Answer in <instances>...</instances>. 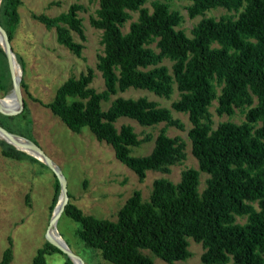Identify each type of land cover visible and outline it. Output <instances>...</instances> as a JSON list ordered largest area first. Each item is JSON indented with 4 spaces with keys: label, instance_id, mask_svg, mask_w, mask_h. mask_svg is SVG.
Returning <instances> with one entry per match:
<instances>
[{
    "label": "trees",
    "instance_id": "1",
    "mask_svg": "<svg viewBox=\"0 0 264 264\" xmlns=\"http://www.w3.org/2000/svg\"><path fill=\"white\" fill-rule=\"evenodd\" d=\"M165 1H154L149 9L145 0H99L90 25L102 31L103 54L96 68L105 89L98 93L90 87L93 72L88 69L66 80L46 108L73 133L88 128L96 140L112 148L120 163L144 178L148 171L167 172L183 159V144L162 131L148 155L132 156L131 148L143 141L131 127L117 130L114 124L128 118L141 126L174 125L170 111L145 98H116L107 110L101 103L117 89L129 88L167 98L175 85L179 98L171 107L188 116V137L198 169L184 170L177 183L155 180L148 201L134 191L115 220L85 215L70 201L63 214L79 225L76 236L85 247L110 264H154L143 251L169 264L183 261L190 256L189 238L202 245V264H226L230 259L234 264H264V0H190V17L216 8L239 11L236 18H202L190 36L177 29L180 16ZM19 3H0V20H6V27L1 21L0 25L10 43L19 22ZM79 10L78 5H71L55 17H31L46 29H54L57 43L78 55L82 47L71 33L84 38ZM132 12L138 13L137 20L123 33ZM152 41L157 53L148 47ZM15 56L24 69L22 58ZM162 59L172 63L171 73L161 65ZM213 80L221 85L218 96ZM22 88L26 91L23 82ZM214 99L219 115L232 116L236 109L248 108L245 121L224 122L211 129L203 120ZM0 126L16 133L2 119ZM0 147L5 158L38 162L4 141ZM199 172L208 175L201 193L197 191ZM59 194L54 176L51 212ZM237 217H245L246 222L237 223ZM48 250L64 255L46 241L32 264H47ZM12 260L10 242L0 264ZM65 264H72L67 257Z\"/></svg>",
    "mask_w": 264,
    "mask_h": 264
},
{
    "label": "rangeland",
    "instance_id": "2",
    "mask_svg": "<svg viewBox=\"0 0 264 264\" xmlns=\"http://www.w3.org/2000/svg\"><path fill=\"white\" fill-rule=\"evenodd\" d=\"M19 1L17 8L19 22L10 44L14 53L18 54L24 63V69L18 63L21 71L23 109L13 116L0 114V119L16 132L14 134L21 133L23 137L33 141L59 166L67 184L68 201L76 205L85 215L115 220L118 210L134 191L140 192L142 199L148 201L155 180L165 179L177 183L184 170L198 169L188 137L191 128L188 116L176 112L171 107L179 98L175 85L167 98L145 90L129 88L125 91L117 89L108 101L101 103L102 109L107 110L116 98L133 100L145 98L156 103L160 108L170 111L174 125L160 123L154 126H141L128 118H120L114 124L117 130L122 126L131 127L143 141L140 146L131 148L132 156L148 155L154 147L156 137L162 131L168 137L182 143L183 159L171 165L167 172L148 171L144 178H139L115 158L109 145L96 140L88 128L73 133L55 117L46 108V104L53 100L56 90L69 78H78L80 74H85L91 69L93 78L90 87L98 93L105 89L101 73L96 68L98 57L103 54L102 31L90 25V18L96 16L99 8V0ZM154 1L162 0H145L144 6L151 9ZM165 3L171 11L179 14L180 23L177 29L187 36L191 35V30L202 18L216 20L221 16L236 18L239 13V11L216 8L206 11L203 15L190 17L188 13L190 0H167ZM71 5L80 7L78 18L82 23L84 38L81 39L76 33H71L74 42L82 47L78 55L57 43L54 29H46L31 17L32 14L55 17L66 12ZM130 15V20L122 28L123 33L128 32L130 24L137 20V12H132ZM0 21L6 27V20ZM2 25L0 26L3 28ZM155 45L156 42L152 41L148 47L157 53L158 49ZM171 64L168 59L161 61V65L168 67L170 73ZM22 82L26 85V91L22 88ZM0 84L3 85L0 86V99H4L12 93L13 84L7 58L1 46ZM212 84L214 93L218 96L221 85L216 80H213ZM217 107L218 102L214 99L203 120V123H208L211 129H216L224 122L240 124L245 121L248 108L236 109L232 116H228L219 115ZM1 110L7 112L4 108ZM41 164L39 161L33 163L28 160L15 161L5 158L1 154L0 147V260L11 242L13 249L11 264H32L36 252L45 248L46 232L52 214L50 206L54 196V176ZM207 178L208 175L199 172L197 187L199 193L205 189ZM27 195H29V205L26 203ZM236 222L243 224L246 218L237 217ZM78 228L79 225L64 214L58 218L54 226L57 235L67 244L71 252L82 259L83 264H110L104 261L98 252L85 247L76 236ZM187 250L190 254L189 258L170 264H202L200 258L204 250L201 244L189 238ZM47 253L50 254L45 256L47 264H65L66 255L49 250ZM143 253L149 256L154 264H169L148 251ZM226 264L234 263L230 259Z\"/></svg>",
    "mask_w": 264,
    "mask_h": 264
},
{
    "label": "water",
    "instance_id": "3",
    "mask_svg": "<svg viewBox=\"0 0 264 264\" xmlns=\"http://www.w3.org/2000/svg\"><path fill=\"white\" fill-rule=\"evenodd\" d=\"M0 46L7 58V62L9 65V70H10V76H11V80H12V84H13V89H12V93L6 97L11 98L13 96L15 103L11 104L10 101H7L6 106L8 107L7 112L6 111H2L1 109L2 107V102L0 99V114L4 115V116H13V115H17L21 112V110L23 109V101H22V97H21V86H20V81H21V71H20V65L17 62L15 53L11 47L10 41L8 39V35L6 33V31L0 26ZM17 63V64H16ZM15 65H17V69H18V73H19V78L17 81V78L15 77L16 75V71H15ZM5 99V98H4ZM3 99V100H4ZM5 101V100H4ZM15 139H19L24 141V144L21 146H18L13 140ZM0 140L4 141L6 144L14 147L16 150H19L21 152H25V148H30L32 149V154L26 153L28 155H30L31 157H33L34 159H36L37 161H39L40 163H42L44 166H46L52 173L53 175L56 177L58 184H59V188H60V194L58 196V200L57 203L52 211L50 220H49V225H48V229L46 232V241L52 245L53 247H55L56 249H58L60 252H62L64 255L67 256V258L70 260V262L72 264H83L82 259L74 254L73 252H71V250L68 248L67 244L61 239L60 236L59 237V242L51 239L49 237V231L50 229L56 224L58 218L63 214L65 206L68 204V191H67V184L65 181V178L62 174L61 169L59 168V166L53 162L42 150L39 146H37L33 141L11 133L7 130H5L3 127L0 126Z\"/></svg>",
    "mask_w": 264,
    "mask_h": 264
},
{
    "label": "bare ground",
    "instance_id": "4",
    "mask_svg": "<svg viewBox=\"0 0 264 264\" xmlns=\"http://www.w3.org/2000/svg\"><path fill=\"white\" fill-rule=\"evenodd\" d=\"M17 64V63H16ZM15 71H16V78H17V81H18V78H19V71H18V69H17V65H15ZM5 100V101H4ZM2 99L1 100V102H2V107L4 108V109H6V110H8V107L6 106V104H7V101H10V103L11 104H14L15 103V100H14V98H13V96L11 97V98H5V99ZM6 103V104H5ZM18 146H21V145H23L24 144V141H22V140H19V139H15V140H13ZM25 152L26 153H29V154H32V149H30V148H25ZM56 225V224H55ZM54 225V226H55ZM54 226L50 229V231H49V237L51 238V239H53V240H55V241H57V242H59L60 243V239H59V235H57V233H56V231L54 230Z\"/></svg>",
    "mask_w": 264,
    "mask_h": 264
}]
</instances>
